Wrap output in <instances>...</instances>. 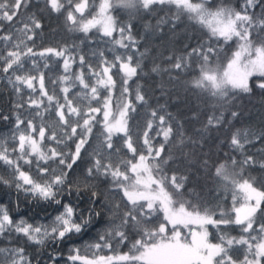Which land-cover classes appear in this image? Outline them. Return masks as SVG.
<instances>
[{"label":"snow or ice","instance_id":"6c2138e0","mask_svg":"<svg viewBox=\"0 0 264 264\" xmlns=\"http://www.w3.org/2000/svg\"><path fill=\"white\" fill-rule=\"evenodd\" d=\"M0 100V264H264V0H0Z\"/></svg>","mask_w":264,"mask_h":264},{"label":"trees","instance_id":"16d2710c","mask_svg":"<svg viewBox=\"0 0 264 264\" xmlns=\"http://www.w3.org/2000/svg\"><path fill=\"white\" fill-rule=\"evenodd\" d=\"M59 39H60L59 35H55L49 32L45 37V42L46 43H56ZM0 103H3V101L0 100Z\"/></svg>","mask_w":264,"mask_h":264}]
</instances>
